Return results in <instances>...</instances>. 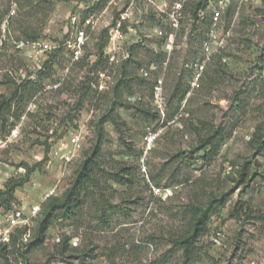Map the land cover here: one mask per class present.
<instances>
[{"label": "rangeland", "instance_id": "rangeland-1", "mask_svg": "<svg viewBox=\"0 0 264 264\" xmlns=\"http://www.w3.org/2000/svg\"><path fill=\"white\" fill-rule=\"evenodd\" d=\"M176 1L0 0V98L21 84L0 116V190L34 168L9 207L0 197V229L14 207L28 218L0 264H264V0L208 1L204 18L187 0L174 27ZM77 30L86 41L74 58ZM21 40L51 49L29 59ZM148 127L162 133L144 156ZM100 128L98 186L40 233L46 203L72 186ZM215 196L224 204L187 263L172 239Z\"/></svg>", "mask_w": 264, "mask_h": 264}, {"label": "trees", "instance_id": "trees-1", "mask_svg": "<svg viewBox=\"0 0 264 264\" xmlns=\"http://www.w3.org/2000/svg\"><path fill=\"white\" fill-rule=\"evenodd\" d=\"M209 0H200L194 10V16L196 18L200 17L201 11H204ZM109 41V36L106 37L105 41L101 45V49L107 45ZM48 63V62H47ZM47 77V75H46ZM23 83H25L23 81ZM19 87L9 96H2L0 98V116L4 111L11 107L14 99L18 96ZM103 128L99 129V141L96 146L93 148L90 155H88L80 169L78 176L76 177L74 183L70 188L66 190L64 195L61 198H50L46 203L45 207V220L41 224L40 233H44L52 222V218L56 217L61 211L65 215L76 213L77 209L81 208L84 203L83 193L87 192L89 185L98 186V178L96 176V170L102 169V136ZM256 141L264 142V135L259 132V129L255 133ZM212 144L211 138L202 140L201 144L197 149H204L208 145ZM27 174L24 178L19 179H10L5 184V189L0 190V197L4 195L5 200L8 201L7 207L10 206L11 200L15 197V192L19 187H22L24 183L29 180L31 172L34 168L29 167L26 164ZM124 176H118L116 181L123 184ZM222 202L223 200L218 199L216 196L209 200L208 204L205 206L194 205L189 209V223L188 228L179 236L172 239L173 246L177 249L182 250L185 261L187 263L195 260L196 250H197V241L205 236L209 232V222L212 215V212L215 209L216 202ZM247 212H245L246 214ZM27 228L17 229L11 237V242L9 244L0 243V257L9 261V246L15 247L18 239L22 238L24 233H26ZM67 241L65 242V247H67ZM23 255V254H22Z\"/></svg>", "mask_w": 264, "mask_h": 264}, {"label": "built area", "instance_id": "built-area-1", "mask_svg": "<svg viewBox=\"0 0 264 264\" xmlns=\"http://www.w3.org/2000/svg\"><path fill=\"white\" fill-rule=\"evenodd\" d=\"M187 0H177L173 6V13L171 14V18L173 21V26L177 27L179 24V15L183 6ZM215 0H209V3H213ZM224 0H219V4L222 5ZM205 11H201L200 18H204ZM214 14L217 16L219 15V11L214 8ZM173 38V34H170V39ZM85 31L84 30H77L75 33L72 41H67V46L69 47L71 54L74 58H79L83 55L84 46H85ZM17 49L23 50L29 59L38 60L40 58L41 53L44 54L47 52L48 49H51V46L48 43H40L36 41H25L21 40L17 43ZM206 52L210 51V47H206ZM156 97L159 99L160 94L157 93ZM161 101V99H160ZM20 133V126H15L10 133V138L13 139L17 137ZM162 133V129L156 127H148L144 136H143V154L144 156L149 153L152 149L153 145L155 144L156 140L160 137ZM73 153V152H72ZM73 154H67L65 159L70 161L72 159ZM156 193H160L162 190L159 188H153ZM166 191H171L170 188H166ZM163 190V191H165ZM53 191H49L45 194L44 200L52 197ZM41 211V204H36L29 210V216H37ZM28 227V218L24 210L20 207H14L9 209L7 214L5 215L3 226L0 229V243L9 244L11 242L12 234L20 228H27ZM27 238L28 234L27 231L23 235Z\"/></svg>", "mask_w": 264, "mask_h": 264}]
</instances>
